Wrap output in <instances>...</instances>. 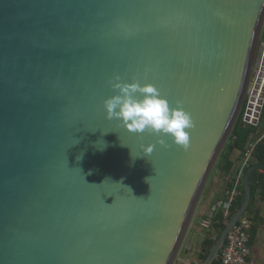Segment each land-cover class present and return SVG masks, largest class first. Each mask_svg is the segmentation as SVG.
I'll use <instances>...</instances> for the list:
<instances>
[{"label": "water", "instance_id": "obj_1", "mask_svg": "<svg viewBox=\"0 0 264 264\" xmlns=\"http://www.w3.org/2000/svg\"><path fill=\"white\" fill-rule=\"evenodd\" d=\"M117 75L191 114L187 148L106 118ZM263 108L264 0H0V264H175L241 113Z\"/></svg>", "mask_w": 264, "mask_h": 264}, {"label": "clouds", "instance_id": "obj_2", "mask_svg": "<svg viewBox=\"0 0 264 264\" xmlns=\"http://www.w3.org/2000/svg\"><path fill=\"white\" fill-rule=\"evenodd\" d=\"M110 83L116 94L104 101L107 119L120 121L129 132L157 137L156 143L162 147H169L166 138L178 146H189V130L194 121L182 105L170 104L150 83L141 84L138 80L129 83L118 75ZM155 147L156 144H141L140 155L150 156Z\"/></svg>", "mask_w": 264, "mask_h": 264}, {"label": "crops", "instance_id": "obj_3", "mask_svg": "<svg viewBox=\"0 0 264 264\" xmlns=\"http://www.w3.org/2000/svg\"><path fill=\"white\" fill-rule=\"evenodd\" d=\"M258 128V132L251 137V146L264 140V121L261 119ZM237 157L238 153H235L233 159H237ZM227 200L225 181L220 177L219 172L209 180L175 264H201V254L207 251H205L204 243L210 222L216 212L222 211L225 214ZM251 217L254 221H252L253 228L250 232V260L253 264H264V190L262 189L257 192Z\"/></svg>", "mask_w": 264, "mask_h": 264}, {"label": "trees", "instance_id": "obj_4", "mask_svg": "<svg viewBox=\"0 0 264 264\" xmlns=\"http://www.w3.org/2000/svg\"><path fill=\"white\" fill-rule=\"evenodd\" d=\"M244 110L241 113L239 120L234 128V132L229 139L224 151L222 152L220 159L215 168L214 174H212L213 178L219 174L220 177L225 181V193H228L232 190L233 184L235 181L236 174L238 172V168L242 163L245 153L252 147L251 140L252 136L255 135L259 128L258 126H253L251 124L245 123L243 120ZM261 120L264 121V108L261 115ZM254 147L251 165L254 164H264V140L257 143ZM238 153L237 159H233V155ZM211 176V177H212ZM251 189H252V199L251 204L247 210L246 216L254 221L252 216V209L254 207L255 198L257 196V192L259 189L264 190V171H256L251 178ZM244 201V189L243 182L241 186V195L236 198L230 207L229 216L225 217V214L220 211L216 212L210 222V227L206 234L205 245L208 247L206 252L201 254L200 260L204 262L209 254L210 249L214 246L216 240L225 230L227 225L229 224L231 218L236 214V212L240 209ZM220 260V259H219ZM219 260L214 264H219Z\"/></svg>", "mask_w": 264, "mask_h": 264}, {"label": "built area", "instance_id": "obj_5", "mask_svg": "<svg viewBox=\"0 0 264 264\" xmlns=\"http://www.w3.org/2000/svg\"><path fill=\"white\" fill-rule=\"evenodd\" d=\"M254 147L252 146L244 156L238 168L233 188L228 192L227 210L225 217L229 216V210L233 202L241 195V186L245 171L252 160ZM253 228L252 221L245 215L228 234L226 245L221 251L219 264H253L250 260V232Z\"/></svg>", "mask_w": 264, "mask_h": 264}, {"label": "rangeland", "instance_id": "obj_6", "mask_svg": "<svg viewBox=\"0 0 264 264\" xmlns=\"http://www.w3.org/2000/svg\"><path fill=\"white\" fill-rule=\"evenodd\" d=\"M202 263V262H201Z\"/></svg>", "mask_w": 264, "mask_h": 264}]
</instances>
